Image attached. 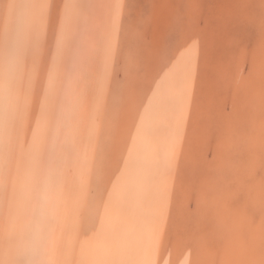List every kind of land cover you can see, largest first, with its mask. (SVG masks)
Masks as SVG:
<instances>
[{"label": "rangeland", "instance_id": "obj_1", "mask_svg": "<svg viewBox=\"0 0 264 264\" xmlns=\"http://www.w3.org/2000/svg\"><path fill=\"white\" fill-rule=\"evenodd\" d=\"M69 1L45 0L4 251L84 28L110 16L109 82L65 251L126 264L146 240L145 264H264V0H92L78 36L64 14L88 1Z\"/></svg>", "mask_w": 264, "mask_h": 264}, {"label": "bare ground", "instance_id": "obj_2", "mask_svg": "<svg viewBox=\"0 0 264 264\" xmlns=\"http://www.w3.org/2000/svg\"><path fill=\"white\" fill-rule=\"evenodd\" d=\"M44 4L45 0H10L2 21L6 31L0 44V264H65V259L69 264H80L78 252L67 253L65 248L76 236L81 210L76 197L84 183L89 138L98 127L96 111L104 103L109 82L116 37L110 16L84 28L76 58L71 60L67 74L64 70L66 76L55 100L52 121L37 154L34 181L30 185V179L26 182L24 203L14 219L19 225L14 224L12 245L4 251L9 238L8 217L12 218L10 202L22 171L20 134L35 71ZM45 194L48 211L37 234L36 208ZM147 244L146 240L135 243L126 264H145Z\"/></svg>", "mask_w": 264, "mask_h": 264}, {"label": "crops", "instance_id": "obj_3", "mask_svg": "<svg viewBox=\"0 0 264 264\" xmlns=\"http://www.w3.org/2000/svg\"><path fill=\"white\" fill-rule=\"evenodd\" d=\"M88 1L86 4L83 3V11L81 12H78V10L76 8L72 9V12L67 15V13H65L64 15H66V17H68V19L71 21L70 23L64 25V27H74V29H77V33L79 34L80 30H81V27L83 25V22L85 20V17L87 15V11L88 9L90 8V5L92 3V0H86ZM67 2V0H66ZM75 2V3H74ZM72 7L73 5L75 4V6L78 7V2L77 0H70L68 2ZM81 3V2H80ZM44 8H45V4H44ZM45 12V11H44ZM44 14V13H43ZM50 14H53V13H49ZM77 34V36H78ZM115 45V44H114Z\"/></svg>", "mask_w": 264, "mask_h": 264}, {"label": "clouds", "instance_id": "obj_4", "mask_svg": "<svg viewBox=\"0 0 264 264\" xmlns=\"http://www.w3.org/2000/svg\"><path fill=\"white\" fill-rule=\"evenodd\" d=\"M48 211V197L47 195H42L40 202L36 208V232L39 233L41 221L44 219Z\"/></svg>", "mask_w": 264, "mask_h": 264}]
</instances>
